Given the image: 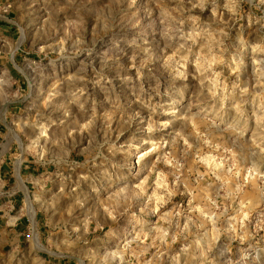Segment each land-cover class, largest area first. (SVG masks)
Here are the masks:
<instances>
[{"label": "rangeland", "instance_id": "374dc122", "mask_svg": "<svg viewBox=\"0 0 264 264\" xmlns=\"http://www.w3.org/2000/svg\"><path fill=\"white\" fill-rule=\"evenodd\" d=\"M11 197L0 264H264V0H0Z\"/></svg>", "mask_w": 264, "mask_h": 264}, {"label": "crops", "instance_id": "0c3cea01", "mask_svg": "<svg viewBox=\"0 0 264 264\" xmlns=\"http://www.w3.org/2000/svg\"><path fill=\"white\" fill-rule=\"evenodd\" d=\"M19 203L15 197H11L9 202L0 204V228H9V234L16 237L17 240L26 232L29 219L24 215H18ZM6 247L11 248L12 243L7 242Z\"/></svg>", "mask_w": 264, "mask_h": 264}, {"label": "clouds", "instance_id": "9594fccd", "mask_svg": "<svg viewBox=\"0 0 264 264\" xmlns=\"http://www.w3.org/2000/svg\"><path fill=\"white\" fill-rule=\"evenodd\" d=\"M196 35H199V33H196ZM189 38H191V34L189 35ZM180 47L183 48L184 46L181 45ZM176 54H177V53H174L173 55H176ZM181 59L186 60L187 57H186V56H185V57H181ZM218 62H221V61L218 60L217 58L213 57V59L208 63V65H207V69H211L212 66H213V64L218 63ZM197 67H198V68H202V67H203V66L200 64L199 59L197 60ZM207 69H205V70H207ZM219 75H220V73H218V72H217V73H214V76H219ZM160 187H166V185L161 184ZM122 191H123V190H122ZM158 199L162 201V200H163V197H159Z\"/></svg>", "mask_w": 264, "mask_h": 264}, {"label": "bare ground", "instance_id": "6f19581e", "mask_svg": "<svg viewBox=\"0 0 264 264\" xmlns=\"http://www.w3.org/2000/svg\"><path fill=\"white\" fill-rule=\"evenodd\" d=\"M19 178V183H21V181H20V177H18ZM28 213L30 214V221H31V223H32V225L34 226V228H35V210H34V208H33V206L31 205V203H29L28 204Z\"/></svg>", "mask_w": 264, "mask_h": 264}]
</instances>
